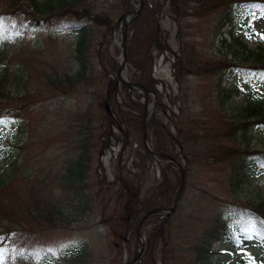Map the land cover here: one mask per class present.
<instances>
[{
    "label": "rangeland",
    "instance_id": "1",
    "mask_svg": "<svg viewBox=\"0 0 264 264\" xmlns=\"http://www.w3.org/2000/svg\"><path fill=\"white\" fill-rule=\"evenodd\" d=\"M150 1L149 8L159 16L166 47L150 45L147 71L159 90L150 93L152 114L161 97L177 114L181 106L185 114L198 120V127L214 133L219 127L218 110L231 120L246 115L243 107L247 102L264 106V81L248 83L236 68L220 72L215 65L208 72L175 75L178 57L184 53L193 56L192 62L206 59L215 63L234 59L230 52L234 36L242 37L247 49L263 45L261 10L228 24L222 17L229 6L202 7L206 12L197 14L198 0L184 4L187 10L178 8L173 0ZM4 5L5 0H0V9ZM83 5H89L94 14L111 15L115 22L111 28L96 25L91 33L89 71L77 84L66 77H74L79 64L74 50L76 34L64 29V20L48 21L28 6L22 16L0 21V50L7 53L5 63L10 65L2 86L10 96L1 99L2 114L7 118L0 119V264L3 259L7 264H124L139 250V242L136 228L123 222V216L110 223L123 214L124 194L117 174L129 181L140 199L163 180L160 162L144 155L138 127L123 124L128 135L117 128L107 133L104 123L107 109L113 112L127 94L119 84L123 88L119 87V96L106 102L109 81L120 67L122 17L138 9L139 0H83ZM244 55L236 61L242 62ZM132 71L128 62L127 77ZM57 78L59 86H51V80ZM221 86L237 88L239 94L222 105ZM128 91L131 99H143L138 91ZM161 117L177 135L169 119ZM247 134L252 150H264V127H250ZM239 135L227 134L223 147L243 146ZM203 145L204 141L198 143L199 155L191 154L190 160L175 150L186 171L178 206L167 225L164 212L143 225L145 250L135 264H203L198 247L214 217L235 201L247 205L264 202V170L259 168L253 174L245 167L242 179L233 185L234 160L216 162L201 154ZM79 163L84 174L81 186H75L68 182L67 169ZM177 172L170 166L172 182L178 180ZM11 174L15 180L8 187ZM179 187L180 183L177 192ZM29 211L27 221L33 227L24 229L18 224L22 219L19 212L26 219ZM50 220L55 224L47 226ZM262 242L258 238L245 239L239 245L215 242L209 264H264Z\"/></svg>",
    "mask_w": 264,
    "mask_h": 264
},
{
    "label": "trees",
    "instance_id": "2",
    "mask_svg": "<svg viewBox=\"0 0 264 264\" xmlns=\"http://www.w3.org/2000/svg\"><path fill=\"white\" fill-rule=\"evenodd\" d=\"M173 2L178 8H180L184 4L188 6L189 0H173ZM27 3L29 4L27 5ZM197 3L199 4L198 7H196L199 8L197 14L206 12L202 7H208L215 10L220 6H229L222 17L223 22H227L228 24H234L236 17L237 19L242 20L245 16H254L258 10L264 12V0H198ZM128 5L131 7L130 3H128ZM151 5V1L148 3V0H145L141 14L128 28V39L130 43L128 49V61L133 70L129 79L131 81H140L145 84L149 90L159 93V90L155 85V80L151 77L150 72L147 71L148 56L151 58L149 52L151 51L150 48L152 43L156 45V47L162 49H165L166 47L164 45L165 42L162 36L163 31L159 16L155 11L149 8ZM28 6L38 12L41 17H45L48 21L61 18L64 20V29L70 30L76 34L74 50L79 69L74 77L68 75H66V77L71 83L77 84L81 82L85 74L89 71L88 57L89 51H92L93 44L91 33L94 32L96 25L111 28L115 22L112 16L107 13L102 15L92 13L89 10V5H83V0H5L4 7L0 9V21L9 18L12 15L22 16V13H25L26 10H28ZM185 10L187 9L185 8ZM183 12L187 13V11ZM68 16L71 18H66ZM233 42L234 44L232 45L230 52L233 53L234 59L231 61L224 59L215 61V63H209L208 60L201 59V61L195 60V62H192L191 57L193 56L184 53L183 57H178L176 62V77L178 78L181 74L187 73L199 74L208 72L210 70L208 68L209 66L217 65L218 67L220 66V72L226 67H232V69L236 68L240 70L244 76H247L248 80L253 79V81H256L261 78L264 79V44L255 49H247V45L242 37L238 36H234ZM240 54H245L242 62L236 61L241 59ZM224 55L226 56V54ZM6 56L7 53L0 50V119L7 118L5 114H2L4 103H1V99L9 98L10 96L2 90L4 75L6 74V70H9L10 68L9 63H5ZM59 82V78L52 79L50 85L58 87ZM74 84H70V86H73ZM119 84L125 91H127L128 95H124L122 101L117 102V106L113 112L107 109V115L104 116V123L108 127L107 133L117 128L128 135V131L124 129L123 126L130 119L131 126L129 127L141 128L136 125L138 120H136V118L132 119L129 116L131 112L133 115L142 116L143 105L139 101L131 99L128 87L118 80L117 75L114 79H110L109 81L106 102H109L113 98L116 99V97L119 96ZM123 88L120 87V89ZM221 92H223V95L221 96L222 105H225L230 98L239 94L237 88L226 90L224 86H221ZM244 106L243 111L246 115L243 117L239 114L238 119L229 120L222 114L223 110H218L216 112V117L219 121V127L214 130V133H211L206 132V130L203 131L198 127V120L185 114V109L181 108V106L179 108V114H177L172 106H169L168 103L164 102L163 99L159 97L156 110L151 115V122H149L151 144L155 150L173 153L175 156H177L175 150H181V153L190 160L191 154L193 157L199 155V148H197L198 143L204 141L203 149L200 150L201 154L203 153V155L215 160V154L213 153L220 150L223 154L228 155V157L226 156L220 162H226L229 158L234 160V176L231 178V183L235 185L237 184L235 182L242 179L241 169L249 167L253 174L256 173L259 168L264 170V150H252L249 145L251 137L247 134L248 129L251 126L253 129L255 127L260 128L264 126V106L257 102H247ZM160 116L169 119L171 124H173L177 135H173L171 131L167 129L169 126L164 124L163 119L160 120ZM104 134L102 133L103 137L106 136ZM227 134L228 136L240 134L237 138L240 142H243L244 145L232 149L223 147L222 140L228 138ZM113 136H115L114 132L109 138L111 139ZM145 152L144 155L147 158L154 159L152 155ZM162 169L163 180L149 189L147 193H145L144 199H140L138 195L135 196L131 188L132 186L128 184L129 181H126L117 174V181L120 182V193L124 194L122 200L123 214H117L115 221L111 220L110 223L116 222L123 216V222L134 229L133 227H137L140 218L148 210L156 207L172 206L177 187L181 182V174L180 172H177L178 180L172 182L165 166H163ZM67 174L69 183L75 186H81L79 182L82 181L81 177H83L84 174V167L80 163L78 167L75 166L74 168L70 167L67 169ZM141 178L142 175L140 176V179ZM14 180L15 178L11 174V180L7 186L10 187ZM8 192L15 196V193L12 190H9ZM233 203L232 206L229 205L227 207L226 213H219L216 215V218L214 217V223L210 225L203 234L202 242L200 247H198L199 258L203 264L210 263L209 254L213 253L212 248L215 242L229 241L233 245H238L243 239H251L258 234L262 237V246L264 249V202L248 205L241 204L237 201ZM4 211H8V209H4ZM162 213L163 212H158L153 214L146 223ZM29 215L30 211L28 212V217L25 219L23 213L19 212V216L22 219L19 220L18 224L24 229L33 227L31 223L27 221ZM222 215L230 218H226ZM166 216L167 220L163 223L167 225L172 219L173 214L166 213ZM108 220L109 219L107 218V221ZM53 222L54 220H50L46 224L49 226ZM24 253L27 254L28 252ZM3 260L4 264H7V261L5 259Z\"/></svg>",
    "mask_w": 264,
    "mask_h": 264
},
{
    "label": "water",
    "instance_id": "3",
    "mask_svg": "<svg viewBox=\"0 0 264 264\" xmlns=\"http://www.w3.org/2000/svg\"><path fill=\"white\" fill-rule=\"evenodd\" d=\"M145 0H139V8L138 9H133V11H131V15L128 19H125V15L122 17L123 19V28L121 30V42H120V48H121V59H120V67L117 71V77L118 79L127 85V87L129 89H136L138 90L140 93H142L144 95V111H143V116L147 118V114L149 112V93L150 91L147 89V87L142 84L141 82L138 81H129V79L127 78V76H124L122 74V70L126 71V66L128 63V52H127V31H128V27L129 25L132 23V21H134L138 15L140 14L143 6H144ZM128 14V13H127ZM143 144L145 149L154 157H166L172 160V162L177 166V169L180 171L181 173V177H182V181H181V186L174 198V202L173 205L171 207H157V208H153L148 210L143 217L141 218V220L138 223L137 226V237H138V242L140 243V248L139 250L136 252V254L134 255V257L130 260H128L127 262H125L124 264H134L135 262L138 261V259L141 257V255L143 254L144 248H145V243L143 241V234L141 233V227L143 225V223L154 213L157 212H173L176 208L177 205L179 203V198L183 189V185L185 182V169L182 165V163L176 159L172 154L170 153H166V152H156L152 149L150 142L147 138V126H146V122L144 121V126H143Z\"/></svg>",
    "mask_w": 264,
    "mask_h": 264
},
{
    "label": "bare ground",
    "instance_id": "4",
    "mask_svg": "<svg viewBox=\"0 0 264 264\" xmlns=\"http://www.w3.org/2000/svg\"><path fill=\"white\" fill-rule=\"evenodd\" d=\"M130 15H131V13H128V14H126L125 15V18H124V20L125 19H128L129 17H130ZM16 16V15H15ZM16 17H20V16H16ZM11 18V17H10ZM122 74L124 75V76H127L126 75V71L125 70H122ZM142 105H144V102H140ZM130 118H132V119H135L136 118V120H138L137 121V126H140L141 128H139L140 129V133L142 134V132H143V126H144V121L146 122V126H147V138H148V140L151 142V138H150V130H149V122H151L150 121V118H151V115L148 113L147 114V118L146 117H144L143 115L142 116H140V115H131V113H130V116H129ZM131 120L129 119L128 120V122L125 124V125H128L129 123H131L130 122ZM141 139H142V141H143V137H141ZM153 147V146H152ZM153 150L154 151H156V152H158L157 150H155L154 148H153ZM213 154H215V156H214V159L217 161V162H220V161H222V159H224L226 156L228 157V155L227 154H223L220 150H218V151H216V152H214ZM173 156L176 158V159H178L174 154H173ZM155 160L156 161H159L160 162V166H161V170H162V172H163V166H165V168L167 169V170H169L170 169V166H173L175 169L177 168V166L172 162V160L171 159H169V158H166V157H155ZM164 162H167L168 164H164ZM183 165V164H182ZM183 167H184V165H183ZM185 169V168H184ZM14 177H15V175H13ZM185 178H186V172H185ZM181 181H182V177H181ZM184 184H185V182H184ZM180 186H181V182H180ZM184 186V185H183ZM180 188V187H179ZM234 203H231L230 204V206H232ZM227 211H225V212H223V213H226ZM144 215V214H143ZM142 215V216H143ZM144 238H145V236L143 237V240H144Z\"/></svg>",
    "mask_w": 264,
    "mask_h": 264
}]
</instances>
